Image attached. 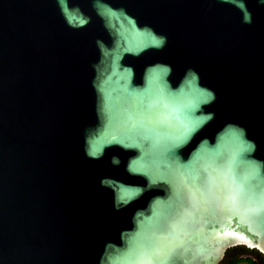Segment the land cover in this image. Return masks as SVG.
<instances>
[{
  "label": "water",
  "instance_id": "95a60500",
  "mask_svg": "<svg viewBox=\"0 0 264 264\" xmlns=\"http://www.w3.org/2000/svg\"><path fill=\"white\" fill-rule=\"evenodd\" d=\"M236 246L264 256V0H0V264Z\"/></svg>",
  "mask_w": 264,
  "mask_h": 264
},
{
  "label": "trees",
  "instance_id": "16d2710c",
  "mask_svg": "<svg viewBox=\"0 0 264 264\" xmlns=\"http://www.w3.org/2000/svg\"><path fill=\"white\" fill-rule=\"evenodd\" d=\"M264 264V256L255 249L236 246L228 249L219 264Z\"/></svg>",
  "mask_w": 264,
  "mask_h": 264
},
{
  "label": "clouds",
  "instance_id": "9594fccd",
  "mask_svg": "<svg viewBox=\"0 0 264 264\" xmlns=\"http://www.w3.org/2000/svg\"><path fill=\"white\" fill-rule=\"evenodd\" d=\"M163 42H164V39L161 38L160 43L163 44ZM208 95H209V98H210V99H213V98H214V97H213V94H212L211 92H209Z\"/></svg>",
  "mask_w": 264,
  "mask_h": 264
},
{
  "label": "rangeland",
  "instance_id": "374dc122",
  "mask_svg": "<svg viewBox=\"0 0 264 264\" xmlns=\"http://www.w3.org/2000/svg\"><path fill=\"white\" fill-rule=\"evenodd\" d=\"M240 264H245V263H240Z\"/></svg>",
  "mask_w": 264,
  "mask_h": 264
}]
</instances>
